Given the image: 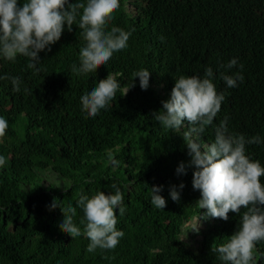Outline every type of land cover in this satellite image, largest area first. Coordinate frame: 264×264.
Wrapping results in <instances>:
<instances>
[{
  "label": "trees",
  "instance_id": "obj_1",
  "mask_svg": "<svg viewBox=\"0 0 264 264\" xmlns=\"http://www.w3.org/2000/svg\"><path fill=\"white\" fill-rule=\"evenodd\" d=\"M114 16L109 28L131 31L128 47L96 72H72L86 44L79 17L71 31L65 25L50 51L38 53L39 72L26 57L9 62L0 56V77L22 81L16 92L9 79H0V117L9 125L0 143L7 159L0 168V264H223L212 247L239 229L247 209L230 212L227 221L200 219L198 231H191L206 210L196 205L194 169L176 173L181 162L190 161L185 142L151 114L170 99L176 79L203 78L210 67L225 100L201 139L213 142L215 128L227 117L230 134L264 141V0H120ZM233 58L234 68L221 67ZM142 69L150 72L147 90L137 77L134 88L124 96L117 91L96 117L82 111L81 96L109 73H121L117 79L124 87ZM236 72L244 80L228 88L221 73ZM187 127L184 122L181 133ZM246 151L264 166V142L246 145ZM113 184L124 194L125 211L116 210L124 236L114 250L90 253L77 201L81 193L115 194ZM153 186H163V210L151 203ZM171 186L181 193L178 203L169 196ZM53 200L60 207L50 209ZM69 205L76 207L78 237L59 228ZM254 259L264 264V241L256 244Z\"/></svg>",
  "mask_w": 264,
  "mask_h": 264
},
{
  "label": "clouds",
  "instance_id": "obj_2",
  "mask_svg": "<svg viewBox=\"0 0 264 264\" xmlns=\"http://www.w3.org/2000/svg\"><path fill=\"white\" fill-rule=\"evenodd\" d=\"M119 7L120 0H24L22 4L18 0H0V56L9 62H14L18 56L26 57L28 67L39 72L38 53L50 51V46L60 40L65 25L71 31L79 17L78 26L86 44L79 51L80 66L73 65L72 72L77 75L96 72L114 53L128 47L131 31L116 26L109 28ZM237 63L233 58L221 67L232 69ZM120 75L109 73L94 89L81 96L82 111L88 118H94L101 110L107 109L116 99L117 91L126 95L136 86L133 83L135 78H139L142 90L149 87L150 72L147 69L134 72L131 84L124 87L118 82ZM213 76L210 67L205 69L203 78L198 75L180 76L175 80L170 99L162 101V109L151 115L164 129L182 134L185 142L190 161L187 165L181 162L176 173L183 175L187 168L194 169L192 188L200 193L196 205L206 210L203 216L195 219L191 231H198L200 219L227 221L230 212L239 215L242 208L247 209L242 214L239 229L228 237L226 243L212 247V251L218 254L223 264H255L256 244L264 241V183H261L264 166L247 155L246 145H259L264 141L259 136L246 138L243 134H230L227 117L215 128L213 142L206 143L201 139L225 100V93L217 92ZM0 79H9L13 91H20L22 81L19 77L4 76ZM221 79L228 88H234L238 82H243L244 77L240 72L232 75L221 73ZM184 122L188 127L181 133ZM8 127V121L0 117V143ZM6 163V157L0 155V168ZM111 187L116 189L115 194L105 195L98 191L89 197L81 193L77 201V206L84 213L81 223L89 240L87 251L90 253L97 249L114 250L124 236V232L116 227V210L121 215L125 211L124 194L115 184ZM178 187L182 190L184 184ZM162 190L163 186L150 188L151 203L160 210L167 205L160 195ZM169 196L173 202L180 201L181 193L177 186L170 187ZM58 206L53 200L50 209ZM62 215L60 230L72 238L80 236L81 229L73 221L76 207L69 205Z\"/></svg>",
  "mask_w": 264,
  "mask_h": 264
}]
</instances>
